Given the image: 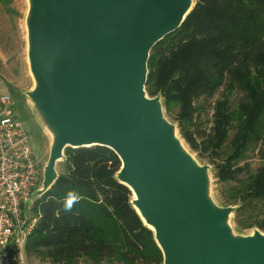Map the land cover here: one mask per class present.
<instances>
[{
	"label": "water",
	"instance_id": "95a60500",
	"mask_svg": "<svg viewBox=\"0 0 264 264\" xmlns=\"http://www.w3.org/2000/svg\"><path fill=\"white\" fill-rule=\"evenodd\" d=\"M29 1L27 59L36 87L26 96L55 132L33 199L54 184L66 148L104 147L120 161L116 179L132 194L162 264H264V234L231 235L223 222L236 208L207 202L206 167L185 155L159 96L144 90L151 48L180 27L190 0Z\"/></svg>",
	"mask_w": 264,
	"mask_h": 264
},
{
	"label": "trees",
	"instance_id": "16d2710c",
	"mask_svg": "<svg viewBox=\"0 0 264 264\" xmlns=\"http://www.w3.org/2000/svg\"><path fill=\"white\" fill-rule=\"evenodd\" d=\"M220 88L224 94L214 105L210 134L197 142L188 130L195 124L194 104ZM144 90L149 98L160 96L166 112L176 111L192 150L210 151L218 181L236 183L225 207L240 203V211L264 201V163L241 179L243 169L236 167L264 141V0H197L180 27L151 48ZM233 91L242 98L230 108ZM64 157L63 171L36 203L39 217L25 251L56 264L81 258L162 264L152 232L130 204V191L116 179L118 157L104 147L66 148ZM259 157L264 161V149ZM68 191L81 197L71 211L63 207Z\"/></svg>",
	"mask_w": 264,
	"mask_h": 264
},
{
	"label": "rangeland",
	"instance_id": "374dc122",
	"mask_svg": "<svg viewBox=\"0 0 264 264\" xmlns=\"http://www.w3.org/2000/svg\"><path fill=\"white\" fill-rule=\"evenodd\" d=\"M197 0H190L191 8L194 7ZM28 8H30L29 0H0V46L3 48L6 56V62L9 73L13 78L17 87L9 86L8 98L10 99L15 118L20 123L24 133L27 135L32 154L35 162L43 170L50 156V149L53 134L45 127L34 113L32 104L26 93L35 88V81L29 69L27 59L28 41H27V22ZM224 94L223 88H220L211 98H200L195 102L198 108L194 125L188 128L193 138L200 142L201 136H208L213 126L214 105L222 99ZM148 97V96H147ZM149 98V97H148ZM242 98V93L233 91L229 98L230 108H235L238 101ZM151 99V98H149ZM158 106L163 121L173 129L174 139L178 143L181 150L188 156L192 162L198 167H206L205 175V198L207 202L214 208H227L224 201L229 197V188L236 185L235 182L221 183L216 177V170L209 162L210 151L204 154L192 150L182 138L179 131L178 121L176 119V111L166 112L162 100L159 96ZM43 120V119H42ZM233 131L230 132V135ZM264 149V141L259 143L256 148L249 150L242 161L236 167L242 168V172L238 174L237 179L244 178L248 174L255 171L263 165L264 161L260 159L259 152ZM64 152L61 160L54 165V171L58 174L63 171L62 163L64 161ZM219 161V160H216ZM43 194L36 199L32 206L24 207V213L37 216L36 203L41 199ZM133 197L131 194L130 201ZM240 203L235 206L239 207ZM230 212L223 225L226 226L233 237H250L254 233L264 234V201H255L243 205L240 211ZM250 224V227H246ZM33 254V253H31ZM36 258V264H56L50 261L44 254L31 255ZM32 258V259H33ZM76 264H93L91 261L81 258ZM100 264H121L116 259L104 260Z\"/></svg>",
	"mask_w": 264,
	"mask_h": 264
},
{
	"label": "built area",
	"instance_id": "2783aa9c",
	"mask_svg": "<svg viewBox=\"0 0 264 264\" xmlns=\"http://www.w3.org/2000/svg\"><path fill=\"white\" fill-rule=\"evenodd\" d=\"M42 174L8 95L0 94V240L5 241L0 256L7 250L18 263L16 257L19 253L25 256L39 217L24 213V207L38 199L33 194L42 190Z\"/></svg>",
	"mask_w": 264,
	"mask_h": 264
},
{
	"label": "crops",
	"instance_id": "0c3cea01",
	"mask_svg": "<svg viewBox=\"0 0 264 264\" xmlns=\"http://www.w3.org/2000/svg\"><path fill=\"white\" fill-rule=\"evenodd\" d=\"M6 54L3 48L0 46V94L9 93V86L17 87L13 78L9 73L7 66ZM31 253L25 251V264H36V258L31 257ZM35 255V254H34ZM33 258V259H32ZM0 264H19L12 259L11 253L5 251L0 256Z\"/></svg>",
	"mask_w": 264,
	"mask_h": 264
},
{
	"label": "clouds",
	"instance_id": "9594fccd",
	"mask_svg": "<svg viewBox=\"0 0 264 264\" xmlns=\"http://www.w3.org/2000/svg\"><path fill=\"white\" fill-rule=\"evenodd\" d=\"M81 197L75 191H68L63 198V207L65 211H71L73 206L80 201ZM0 245H5L4 240H0ZM19 259V264H25V258L22 253L16 257Z\"/></svg>",
	"mask_w": 264,
	"mask_h": 264
},
{
	"label": "bare ground",
	"instance_id": "6f19581e",
	"mask_svg": "<svg viewBox=\"0 0 264 264\" xmlns=\"http://www.w3.org/2000/svg\"><path fill=\"white\" fill-rule=\"evenodd\" d=\"M35 81V80H34ZM35 85H36V83H35ZM135 198V197H134ZM150 228L152 229V227L150 226Z\"/></svg>",
	"mask_w": 264,
	"mask_h": 264
}]
</instances>
